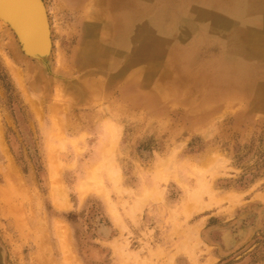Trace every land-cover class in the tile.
<instances>
[{
	"label": "rangeland",
	"instance_id": "rangeland-1",
	"mask_svg": "<svg viewBox=\"0 0 264 264\" xmlns=\"http://www.w3.org/2000/svg\"><path fill=\"white\" fill-rule=\"evenodd\" d=\"M244 1L214 21L135 0L118 31L134 0H43L37 57L0 23V264H264V0Z\"/></svg>",
	"mask_w": 264,
	"mask_h": 264
},
{
	"label": "bare ground",
	"instance_id": "bare-ground-1",
	"mask_svg": "<svg viewBox=\"0 0 264 264\" xmlns=\"http://www.w3.org/2000/svg\"><path fill=\"white\" fill-rule=\"evenodd\" d=\"M182 2H184V0H181ZM197 6L199 5H202V6H205V9L204 7L201 8V7H198V9H196V6L194 4L193 5H190L191 6V9L192 7L195 8V10H197L198 14L201 15V16H204L205 15H210L213 17L214 21L218 15V13H222V11H224L223 9L224 8H227L228 10L232 11L231 14L235 17H241L240 16V13H242L243 11H241L240 9H238V7H240L241 9H246V6L245 8H242L241 4H242V1L244 0H220V1H217L216 3L212 0H192ZM250 2L251 1H256V0H249ZM246 3V1H244ZM135 0L134 2L131 4V5H128V10L125 11L124 13L120 14V26L118 28V31L121 29V31L123 30L122 27H124L125 29L129 28L131 25V22L132 20L134 19V17L136 16V13H135ZM208 5L209 7L211 8V12L209 10H207L208 8ZM220 5H222L223 7H221ZM254 4L251 3V6H253ZM220 6V7H219ZM238 6V7H237ZM0 8L2 11H4L5 13H8L9 15H13L15 16V18H17L19 21V24H20V27L21 29L23 30L24 32V37L26 38L27 40V44H29L31 47H28L27 49H34L33 51H37L36 49H44L46 47V41L49 40V45L47 46V49L49 50V47H50V37L48 38L49 36V23H48V19H47V12H45L46 10H44L45 14L43 16V12H42V8L39 4V2L37 0H0ZM213 9V10H212ZM207 10V11H206ZM263 10H260L259 12H261ZM228 13V11H227ZM230 13V12H229ZM228 13V14H229ZM249 12L245 13V14H248ZM264 13V11H263ZM217 14V15H216ZM117 15V14H116ZM239 15V16H238ZM246 17V16H245ZM244 17V18H245ZM111 18V17H110ZM116 18V17H115ZM114 18V19H115ZM207 18V17H206ZM118 19V18H117ZM242 19V18H241ZM108 20V19H107ZM207 20V19H206ZM116 21V20H115ZM119 21V20H118ZM13 22V21H12ZM110 22V21H109ZM114 22V21H113ZM0 23L3 24V25H8L10 26L12 29L15 27L13 26V24H15L13 22V24L5 19V17H1L0 16ZM47 23V25H46ZM87 24V23H86ZM17 26V25H16ZM2 27V25H1ZM88 27V26H87ZM232 29V28H231ZM89 31V30H87ZM86 31V32H87ZM17 32V31H16ZM232 32V31H231ZM48 34V35H47ZM120 34V33H119ZM118 35V34H117ZM92 37V35H89L88 34V37ZM122 37V36H121ZM120 37V38H121ZM20 41V40H19ZM21 43V41H20ZM38 43H42L41 46H36ZM85 45V44H84ZM94 47L95 49H106L107 46V43H94ZM82 51V50H81ZM38 52V51H37ZM35 57V56H34ZM33 58V57H32ZM248 58V57H247ZM239 63V62H238ZM243 63V62H242ZM253 68L250 67L251 69H254L256 71H258L259 73H261L263 76H264V69H263V62H255L253 63ZM236 65V64H235ZM242 68H244V65H242ZM240 66V67H241ZM233 67V65H232ZM239 67V66H238ZM150 68L152 69L153 67H149V71H150ZM15 69V68H13ZM237 69V68H236ZM240 69V68H239ZM238 69V70H239ZM235 70V69H234ZM242 71V70H241ZM234 72V71H233ZM257 72V73H258ZM15 74L17 77H19L18 79L20 80L21 78V75H19V71L15 69ZM14 75V74H13ZM240 75V74H239ZM21 81V80H20ZM19 81V82H20ZM22 82V81H21ZM20 82V83H21ZM23 84V83H22ZM101 84V83H99ZM226 84V83H225ZM91 85V84H90ZM264 85V83H263ZM72 87V86H71ZM86 87V86H84ZM89 87V86H87ZM91 87V86H90ZM89 87V88H90ZM93 87H97L96 85H94ZM101 87H102V84H101ZM21 88V87H20ZM264 88V87H263ZM60 89V88H59ZM102 89V88H101ZM103 90V89H102ZM261 91V90H260ZM62 92V91H61ZM95 92V91H93ZM26 93V92H25ZM261 93H264V92H261ZM62 94V93H60ZM260 97V96H258ZM262 102V99L259 98ZM35 103V102H34ZM37 104V103H36ZM33 105V104H32ZM35 105V104H34ZM33 105V106H34ZM37 105H35V108L37 109L36 107ZM56 123V122H55ZM1 126V125H0ZM114 140V139H113ZM113 143V142H112ZM53 156V155H52ZM13 163V161H12ZM59 167V165H58ZM54 168V167H53ZM52 168V169H53ZM56 168L54 170H52V179H54V181H58V175H55L57 174V172L55 171ZM7 177H8V174L10 175L11 173H13L15 171V169H13V167H10L8 168L7 170ZM17 171V170H16ZM55 172V174H54ZM14 174V173H13ZM16 177V176H15ZM57 177V179H56ZM9 179V178H8ZM53 182V181H52ZM55 183V182H53ZM57 183V182H56ZM59 183V182H58ZM55 187V189L53 190L54 192V196H57V195H63L62 193L64 192L62 190V188L60 187L59 189L57 188V185L56 186H53ZM85 190H89L88 188L85 189ZM98 190V189H97ZM100 191V190H98ZM24 192V191H23ZM101 192V191H100ZM26 194V193H25ZM63 198V197H62ZM146 198V197H145ZM160 199V198H159ZM58 200V199H57ZM63 200V199H62ZM55 201V200H54ZM59 201V200H58ZM141 203H142V200H140ZM140 201L136 204L137 205V208H139V204H140V208H141V203ZM57 202V201H56ZM61 202V201H59ZM144 202V201H143ZM57 204H59L57 202ZM61 205L64 206L65 204V200L62 201V203H60ZM60 204L58 206H60ZM67 204V203H66ZM62 206V207H63ZM136 208V206H135ZM142 209V208H141ZM133 210L132 214L135 213V210L136 209H131V211ZM137 211V210H136ZM117 212V211H116ZM115 215V219L117 220L118 218L120 219L119 215H117V213L115 212H111ZM131 214V215H132ZM118 217V218H117ZM120 220L116 221V222H119ZM119 224V223H117ZM121 225V224H120ZM122 229V227H121Z\"/></svg>",
	"mask_w": 264,
	"mask_h": 264
},
{
	"label": "water",
	"instance_id": "water-1",
	"mask_svg": "<svg viewBox=\"0 0 264 264\" xmlns=\"http://www.w3.org/2000/svg\"><path fill=\"white\" fill-rule=\"evenodd\" d=\"M37 1L39 2L40 6L42 8V12H43V16H44V14L46 12V11L44 12V10H46L45 9V4H44L43 0H37ZM0 16L1 17L2 16L5 17V19L9 20L12 24H13V22L15 23V24H13V26L15 27V29L13 28V30L15 32L17 31L16 34H17L19 40L21 41V44H22L23 48L25 49V52L26 53H28L31 56L37 57V55H42V54H44L48 50L47 49V46L49 45V40L46 41V47L44 49H36L38 52L37 51H33L34 49H27L28 47H31V46L29 44H27V40L23 36L24 35V32L21 29L20 24H19V21L20 20H18L17 18H15L14 14L13 15H11V14L9 15L8 13H5L4 11L1 10V8H0ZM46 25H47V23H46ZM48 38H49V36H48ZM41 45H42V43H38L36 46H41Z\"/></svg>",
	"mask_w": 264,
	"mask_h": 264
},
{
	"label": "crops",
	"instance_id": "crops-1",
	"mask_svg": "<svg viewBox=\"0 0 264 264\" xmlns=\"http://www.w3.org/2000/svg\"><path fill=\"white\" fill-rule=\"evenodd\" d=\"M147 209H148V207L146 206L145 208H144V211H143V214H145V213H152V211H151V209H150V211H147Z\"/></svg>",
	"mask_w": 264,
	"mask_h": 264
}]
</instances>
